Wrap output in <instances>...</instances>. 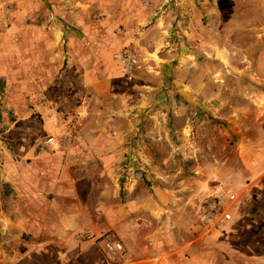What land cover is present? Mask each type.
I'll return each mask as SVG.
<instances>
[{
    "label": "rangeland",
    "instance_id": "374dc122",
    "mask_svg": "<svg viewBox=\"0 0 264 264\" xmlns=\"http://www.w3.org/2000/svg\"><path fill=\"white\" fill-rule=\"evenodd\" d=\"M126 56L136 58L132 68ZM86 84L105 94L109 105L118 93L147 100L142 114L136 112L139 130L158 127L157 133L144 132L145 140L175 146L178 167L185 170L193 160L191 149L199 152L203 139L218 140L215 152L211 144L202 152L201 164L210 172L194 197V215L210 233L227 239L229 249L245 251L251 244L253 253L236 255L211 245L206 261L196 257L188 263L179 255L175 263L264 264V0H0V206L6 212L17 209L25 193L21 182L9 178L19 180L40 168L53 178L42 164L51 158L43 144L62 127H45L40 112L58 106L69 123L75 112H62L76 103L74 95L87 94ZM112 116L110 141L121 128L134 147L139 133L129 123L122 127L118 112ZM69 126L55 139L63 151L70 150ZM97 155L108 172H117L119 183L124 180L123 187L131 179L145 180V170L128 159L129 151L104 149ZM33 183L45 184L41 204L48 208L53 179L40 182L35 175ZM219 192L217 205L205 211V196L214 200ZM16 215L22 221L33 216L48 231L65 230L64 217L50 208ZM109 235L125 243L113 230L97 236L106 264H126L125 244L117 258L106 251Z\"/></svg>",
    "mask_w": 264,
    "mask_h": 264
},
{
    "label": "crops",
    "instance_id": "0c3cea01",
    "mask_svg": "<svg viewBox=\"0 0 264 264\" xmlns=\"http://www.w3.org/2000/svg\"><path fill=\"white\" fill-rule=\"evenodd\" d=\"M88 84L85 85L87 94L74 95L72 99L76 103L62 112L66 115L75 112L73 119L81 120L77 135L66 146L70 150L63 151L59 146L63 143L55 139L66 134V127L73 119L69 123L64 122L58 106L54 105L52 109L55 110L47 107L50 112H40L45 116V127L46 124L62 127L55 134L57 136L48 135L43 144L51 158H46L42 164L46 163L54 172L53 178L45 175L46 168H40L37 174L19 176V180L15 176L8 179L15 184L21 182L20 189L25 193L17 209L6 212L0 206V264H106L96 239L110 230L124 239L128 255L126 264H176L179 255H183L188 263L196 257L206 261L211 254L208 252L211 245H220L231 253L235 251L236 255H251V244H247L245 251L243 248L229 249L227 239L210 233L194 215L197 210L194 197L210 172L205 163L201 164L205 159L202 152L210 147L209 144L215 152L218 140L203 139L199 152L195 149L189 152L193 155L189 169L178 167L179 152L175 146H166L158 140H145L144 132L157 133L158 127L147 125L139 130L136 112L142 114L148 105L147 100L118 93L115 103L109 105L105 94L90 89ZM116 112L122 127L129 123L135 129V135L139 133L134 147L129 145L123 136L125 130L121 128L116 140L110 141L114 138L110 120ZM2 116L0 111V121ZM198 129L203 133V127ZM50 138L53 142H49ZM104 149L129 151L128 159L141 164L145 170V180L131 179L123 187L124 180L119 183L117 172H108L106 162L97 155ZM62 153L66 157H54ZM215 157L211 153L209 158L214 161ZM114 166L116 162L110 167ZM35 175H39L40 182L54 181L52 204L47 200L45 203L48 208L41 204V190L45 184L33 183ZM14 190L16 195L17 190ZM49 208L64 217L65 230L48 231L44 228L46 225L42 226V221H36L33 216L24 215L22 221V217L16 215V212L37 213ZM32 227L38 231L32 232Z\"/></svg>",
    "mask_w": 264,
    "mask_h": 264
},
{
    "label": "built area",
    "instance_id": "2783aa9c",
    "mask_svg": "<svg viewBox=\"0 0 264 264\" xmlns=\"http://www.w3.org/2000/svg\"><path fill=\"white\" fill-rule=\"evenodd\" d=\"M125 60L126 62V66L127 68H132V66L134 65V63L137 62L136 58L133 56H126ZM128 68V69H129ZM78 125H80V121L75 120L73 123H71V126L67 132V136L71 139L74 137L75 134V128L78 127ZM50 141H53V138L50 139ZM222 197V192H219L216 194V198L214 200H210L209 196H205V199L203 201V205L202 208H205V211H207L208 209L214 207L217 205L218 200H220ZM201 208V209H202ZM204 210V209H203ZM231 215L229 213L225 214V219H230ZM207 227H210L209 225L211 224V222L208 221H204ZM104 243H105V249L108 252V254H110V256H115L116 258L121 255L124 250V244L122 243L121 240L117 239L115 236L113 235H109L104 239Z\"/></svg>",
    "mask_w": 264,
    "mask_h": 264
}]
</instances>
